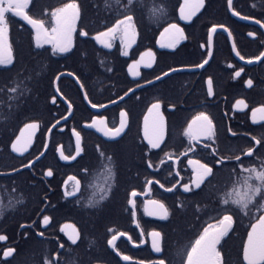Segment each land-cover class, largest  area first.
Here are the masks:
<instances>
[{"label": "flooded vegetation", "instance_id": "1", "mask_svg": "<svg viewBox=\"0 0 264 264\" xmlns=\"http://www.w3.org/2000/svg\"><path fill=\"white\" fill-rule=\"evenodd\" d=\"M69 2L72 0H47L42 7L29 0L25 13L42 20L47 29L40 32L42 47H37V29L6 13L5 39L13 60L10 65H0V77L14 78L15 89L35 101L38 97L42 104L39 109L31 107L27 118L33 120L18 129L0 127V235L7 237L0 241V264H154L159 259L165 264H187V249L189 253L206 228L217 230L218 220L227 214L233 223L217 247L221 252L235 228L234 217L255 212L264 200V181L252 173L248 184L260 190L247 208L231 200L223 203L234 189L252 195L245 188L244 179L250 175L245 169L264 171V112L256 111L253 116V110L264 107V58L246 62L264 52V28L254 22L264 23V0H233L232 9L251 17L249 20L234 16L227 0H204L190 20L181 18V8L187 13L196 0L187 4L186 0H132V4L128 0H75L80 16L72 34V50L53 54L52 44L43 43L54 35L51 14ZM125 15H131L134 24L129 30V47L120 35L111 41L102 38L112 43L111 49L94 39ZM172 24L183 29L186 38L174 48L162 47L174 38L172 30L165 32ZM214 25H223L231 36L218 29L209 44V30ZM81 30L88 36H81ZM249 32L255 36L249 37ZM125 50L127 56L122 55ZM236 51L245 59L240 60ZM148 52L153 56L145 55ZM204 59L209 63L203 69L194 67ZM18 61L24 66L16 67ZM240 68L244 71L235 77ZM170 69L177 71L155 80ZM137 70L139 76H134ZM209 78L212 96L207 94ZM249 79L252 87L247 86ZM37 85L38 93L34 90ZM8 94L14 95V90ZM238 100L246 107L236 108ZM156 102L164 117V141L152 149L145 130L146 126L150 130L155 112L150 114L149 109ZM200 113L212 119L215 137H201L199 144L193 140L190 145L184 133ZM6 116L12 120L19 114L2 113L0 107V121ZM93 121L96 124L90 127ZM122 121L126 127L119 137L105 135ZM28 123L39 124L34 144L28 151L13 152L12 143ZM74 130L81 137L79 155ZM252 137L261 140L259 146ZM193 146L195 151H189ZM249 148L255 149L251 157L244 155ZM61 151L70 159L63 160ZM221 157L225 162L218 164ZM190 159L207 164L213 174L199 189L184 192L182 185L191 186L194 169H199L188 163ZM49 170L51 177L46 175ZM177 171L180 176L175 175ZM157 180L164 188L173 184L176 188L167 192ZM132 191L138 195L131 197ZM68 192L74 195H66ZM129 200L135 201L134 208ZM152 200L165 205L167 219L158 218V206L150 204ZM45 216L49 217L47 225ZM73 229L78 234L75 244L69 239ZM153 230L161 233V253L152 248L149 233ZM120 232L127 236H119ZM113 235L118 237L114 247L108 244ZM9 248L15 251L5 258L3 253ZM124 255L130 260L124 261Z\"/></svg>", "mask_w": 264, "mask_h": 264}, {"label": "snow or ice", "instance_id": "2", "mask_svg": "<svg viewBox=\"0 0 264 264\" xmlns=\"http://www.w3.org/2000/svg\"><path fill=\"white\" fill-rule=\"evenodd\" d=\"M119 2V0H117ZM229 8L232 10V14L234 16H238L241 19L249 20L252 19L249 16H241L239 12H236L234 9H232V2L233 0H227ZM29 0H0V65L6 66L10 65L12 63L13 57L11 52V45L7 43L6 41V35L8 32V25L6 22V13H12L15 16L21 17L24 21H26L29 25H31L33 28L37 29V47H42L43 44L40 43V32H47V29L44 28V22L42 20H35L32 19L29 15H27L24 11L25 8L28 7ZM188 3V0H186V4ZM128 4H132V0H128ZM204 0H196L195 4L191 7V10L185 13V9L181 8V18L184 20H190L192 16L196 14V12L203 7ZM128 11H131V9H128ZM52 17L54 19V27H52V33L54 34L51 38H45L43 43L45 44H52L53 46V54L57 53H68L72 50L73 47V41H72V34L76 31V21L79 19L80 16V7L79 4L75 2V0H72V2L66 3L61 8H57L52 12ZM133 17L131 15H125L123 19H119L116 21V23L112 26L107 28L106 31L99 32L94 39L97 40L99 43L103 44L104 47L111 49L112 43L106 42L105 39L111 41L116 38L117 35H120L121 42L127 43L125 44V47H129L131 45V39L129 37V30L134 28V24L132 23ZM256 24L260 25L261 28H264V23H261V20L257 19L254 21ZM218 29H223L225 32L228 33L229 36H231V32L228 31L227 28H225L223 25H214L209 30V40L208 43L211 44V36L213 34H216L218 32ZM170 30L173 31L174 38L167 44L162 45V47H170L174 48L177 46L182 40H184L186 37L184 35L183 29L179 28L177 25L172 24L169 26L168 29H165V32H169ZM80 35L83 37L88 36V32L81 30ZM249 37H254L255 34L253 32H249L247 34ZM201 47H204V45H201ZM233 49L235 50V44H233ZM122 55L127 56L128 52L127 50L122 52ZM145 55L152 57L153 53L148 52ZM209 57H211V51L208 52ZM236 55L240 58V60H244L245 57L241 56L238 51H236ZM262 58H264V52L260 54V56L250 58L246 62L251 64L253 62H258ZM141 60H143V56L141 57ZM209 63L208 59H204L202 63L196 64L194 67L203 69L205 65ZM139 64V62H137ZM135 67V65L133 66ZM145 67H151V64H146ZM231 67V65H230ZM177 69H170L169 72L163 73L161 76H157L155 78L156 81L161 80L163 77L168 76L171 72H175ZM244 71L243 68H240L238 71L235 72V77H240L241 73ZM134 76H139V71L133 72ZM155 81H147V83H154ZM248 87H252V80L249 79L247 82ZM207 94L208 96L213 95V81L211 78L207 80ZM142 86V85H138ZM129 91H134V89H130ZM125 95H128V93H125ZM123 99V97H121ZM241 106H245V102L243 100H238L236 102L235 107L240 108ZM93 108L97 107L95 104L92 105ZM161 108V104L159 102L153 103L151 105V108L149 109V113L155 112V116L152 119L150 130L146 126L145 130V136L148 139V143L151 146L152 149H156L160 147V144L164 141V117L162 113L159 111ZM256 111L264 112V107H261L259 109L253 110V116H255ZM122 116H126V113H121ZM147 120V118H146ZM103 123V121H100ZM256 122L255 120L253 121ZM96 124V121H93L92 125L90 127H94ZM26 128H36V124H28L25 126ZM126 127V121H122L120 127L114 128V129H107L105 131V135H109L112 138L119 137L121 133L124 131V128ZM228 131L231 133V135H236L235 132L232 131L231 128L228 129ZM73 134L76 137V152L77 155L80 154L82 151L80 147V133L76 132L74 130ZM185 136L188 137L189 144L191 145V142L195 140L197 144L200 143L201 137L204 138V140H213L215 137V126L213 125L212 119L205 113H200L197 115L193 121L188 125V128L185 130L184 133ZM21 136H23V132L21 133ZM252 139L255 141L256 146H259L261 143V140L256 139V137H252ZM20 144V137H17V140L12 143L11 149L13 152H21V148L18 146ZM203 147L205 148H211L210 144H204ZM26 150V149H25ZM189 151H195V147H190ZM255 149L249 148L244 155L251 157L254 154ZM212 154L216 155V149L212 148ZM183 155L187 156L188 153L184 152ZM60 156L63 160H69V156H65L63 151L60 152ZM171 159V157H169ZM71 159H76V156H72ZM235 159L237 161L241 160L240 156H236ZM225 162V158L221 157L217 160L218 164H223ZM188 163L199 165V169H194V172L196 173L195 179L192 181L191 186L188 183H185L182 185L184 192H192L195 191V189H199L201 185L204 183V180L207 176H210L213 174V170L211 167H209L207 164H202L199 160H189ZM149 168H152V164H148ZM202 170V171H200ZM245 171H249L250 175L248 177H245L244 184L245 188L250 190L252 195H247V192H245L243 195H241L239 192H237L235 189L233 193L227 194L228 198L224 199L223 203L225 205L229 204L230 200L233 204H238L241 206V208H247L248 204L251 203L252 197L256 195L259 192V188H253L250 184H248V181L252 179V173L255 174V177L258 180L264 181V171L256 172V170L253 169H245ZM171 174V173H170ZM46 175L48 177H51L53 175L52 171H47ZM176 176H180V173L177 171L175 173ZM74 179V178H70ZM182 179V178H181ZM152 181H148V184H152ZM156 184H159L160 188L164 189L167 192H172L176 188V184H173L172 187L164 188L163 184H160V182L157 180L155 181ZM177 184L180 183V181L176 182ZM150 190V189H149ZM66 195L71 196L74 195L72 192L66 193ZM138 193L136 191L131 192V197H136ZM103 199V197H102ZM129 203L133 206H135L134 200H129ZM150 204L157 205L159 210V217L160 219H167L168 218V210L165 208V205L163 203H160L159 201L152 200L149 201ZM227 211V210H226ZM135 213L133 212V216ZM149 215H156L154 212H149ZM260 224L262 227H264V216L260 217ZM49 223V217H44V224L47 225ZM233 223V217L231 215H223L222 219L218 220V228L214 233H210L209 229L206 228L204 232L199 236V238L195 241V244L192 246L191 251L187 254V264H223V257L221 255V252L217 250V245L220 244L221 239L225 237L229 230L232 227ZM68 227V226H66ZM137 227L139 225L137 224ZM212 227V226H210ZM63 231V229H62ZM253 232H255V227L253 228ZM143 235V233H141ZM149 235L152 237V248L156 253H161L162 248L160 245V239H161V233L158 231L153 230L149 233ZM119 236L125 237L127 236V233L120 232ZM78 234L75 232V229H73V234L69 236V239L72 241L73 244L77 242ZM129 241H131V237H127ZM7 237L5 235H0V241H5ZM118 237L116 235H113L110 240H108V244L112 245L114 247V241H116ZM139 246V245H136ZM13 248H9L7 251L3 253L4 257L7 258L14 253ZM124 261H129L130 257L127 255H124L122 257ZM244 260L247 261V264H259L260 261H264V236H262L259 241L255 240L252 234H249L248 237V243L244 248ZM154 264H165L164 259H159L158 261H155Z\"/></svg>", "mask_w": 264, "mask_h": 264}, {"label": "trees", "instance_id": "3", "mask_svg": "<svg viewBox=\"0 0 264 264\" xmlns=\"http://www.w3.org/2000/svg\"><path fill=\"white\" fill-rule=\"evenodd\" d=\"M60 1V0H58ZM70 1V0H69ZM39 6H45L47 0H36ZM19 58V55H18ZM15 66L22 67L24 64L22 62H15ZM39 64V63H37ZM23 70V69H18ZM13 82L15 79L0 77V88L3 89V92L0 94L2 103L0 107L2 109V113L7 114L8 112L19 114L15 119H9L7 116L4 117L2 121H0V127L6 130H16L24 123L33 120L27 118V113L31 110V107H35L39 109L42 104L37 97L35 101L34 97L25 96L21 94V91H18L13 87ZM19 89V88H18ZM38 85L34 89L36 93L39 92ZM14 90V95L8 94V91L12 92ZM9 109V110H8ZM38 120V119H37ZM7 138V137H6ZM264 213V209L259 213L253 214L251 216H235V228L228 235V237L224 240L221 246V253L223 255L224 264H244L242 260V251L243 245L245 243L246 237L252 228V226L260 219L261 214ZM182 251V250H181ZM189 249H187L188 254ZM184 255L185 250L181 252ZM186 254V255H187ZM184 255L183 257H185ZM23 264V263H22Z\"/></svg>", "mask_w": 264, "mask_h": 264}, {"label": "water", "instance_id": "4", "mask_svg": "<svg viewBox=\"0 0 264 264\" xmlns=\"http://www.w3.org/2000/svg\"><path fill=\"white\" fill-rule=\"evenodd\" d=\"M21 18V17H20ZM22 19V18H21ZM23 20V19H22ZM24 21V20H23ZM27 25H29L26 21H24ZM30 27H32L31 25H29ZM28 124H36L37 127L36 128H26L25 126ZM26 125H24L21 130L20 133L18 135V137H20V144L18 145L21 149H26V151L29 150V148L34 144L35 141V137L39 131V124L38 123H28ZM23 132V136H21V133ZM17 140V138L15 139V141ZM14 141V142H15ZM264 216V215H263ZM260 221V219H259ZM257 221L251 228V230L248 233V237L249 234H252L254 239L259 241V239L264 236V227L261 226L260 222ZM255 227V232H253V228ZM216 230L210 232V233H214ZM248 237L246 239L245 246L248 243ZM222 240V239H221ZM219 245V244H218ZM217 245V247H218ZM242 258H243V262L244 264H247V261L244 260V249H243V254H242ZM259 264H264V261H260Z\"/></svg>", "mask_w": 264, "mask_h": 264}, {"label": "rangeland", "instance_id": "5", "mask_svg": "<svg viewBox=\"0 0 264 264\" xmlns=\"http://www.w3.org/2000/svg\"><path fill=\"white\" fill-rule=\"evenodd\" d=\"M259 208H261V210L264 209V200L261 201V204H260ZM259 208H258V209H259ZM258 209L255 210V212H250V214H249L248 216H251V215H253V213L255 214L256 212H258ZM247 236H248V235H247ZM246 239H247V237H246ZM245 241H246V240H245ZM244 245H245V243H244ZM244 245H243V249H244ZM242 253H243V251H242Z\"/></svg>", "mask_w": 264, "mask_h": 264}]
</instances>
